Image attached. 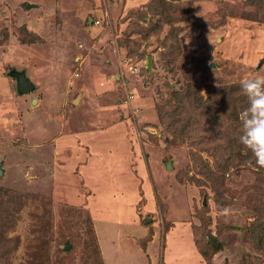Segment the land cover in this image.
Segmentation results:
<instances>
[{
	"label": "rangeland",
	"instance_id": "obj_1",
	"mask_svg": "<svg viewBox=\"0 0 264 264\" xmlns=\"http://www.w3.org/2000/svg\"><path fill=\"white\" fill-rule=\"evenodd\" d=\"M257 75L264 0H0V264H264Z\"/></svg>",
	"mask_w": 264,
	"mask_h": 264
},
{
	"label": "clouds",
	"instance_id": "obj_2",
	"mask_svg": "<svg viewBox=\"0 0 264 264\" xmlns=\"http://www.w3.org/2000/svg\"><path fill=\"white\" fill-rule=\"evenodd\" d=\"M239 83L248 106L239 114L241 134L238 139L244 149L252 153L256 166L264 168V75L245 76ZM230 211L223 207L219 214L226 217Z\"/></svg>",
	"mask_w": 264,
	"mask_h": 264
},
{
	"label": "water",
	"instance_id": "obj_3",
	"mask_svg": "<svg viewBox=\"0 0 264 264\" xmlns=\"http://www.w3.org/2000/svg\"><path fill=\"white\" fill-rule=\"evenodd\" d=\"M13 76L17 79L18 90L21 94H27L33 92L36 89L35 84L30 78L27 77L25 72H14ZM2 173L3 172L0 165V175Z\"/></svg>",
	"mask_w": 264,
	"mask_h": 264
},
{
	"label": "crops",
	"instance_id": "obj_4",
	"mask_svg": "<svg viewBox=\"0 0 264 264\" xmlns=\"http://www.w3.org/2000/svg\"><path fill=\"white\" fill-rule=\"evenodd\" d=\"M99 21H100V20H99ZM142 250H143V252H146V251H145V249H143V248H142ZM149 260H150V259H149ZM146 261L148 262V260H147V259H146Z\"/></svg>",
	"mask_w": 264,
	"mask_h": 264
},
{
	"label": "bare ground",
	"instance_id": "obj_5",
	"mask_svg": "<svg viewBox=\"0 0 264 264\" xmlns=\"http://www.w3.org/2000/svg\"><path fill=\"white\" fill-rule=\"evenodd\" d=\"M122 253V252H121Z\"/></svg>",
	"mask_w": 264,
	"mask_h": 264
}]
</instances>
